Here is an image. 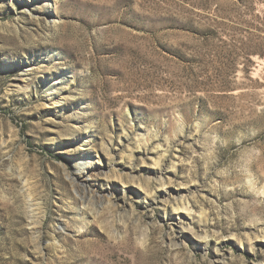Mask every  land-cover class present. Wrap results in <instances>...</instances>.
I'll list each match as a JSON object with an SVG mask.
<instances>
[{"label": "rangeland", "instance_id": "rangeland-1", "mask_svg": "<svg viewBox=\"0 0 264 264\" xmlns=\"http://www.w3.org/2000/svg\"><path fill=\"white\" fill-rule=\"evenodd\" d=\"M0 264H264V0H0Z\"/></svg>", "mask_w": 264, "mask_h": 264}, {"label": "bare ground", "instance_id": "bare-ground-1", "mask_svg": "<svg viewBox=\"0 0 264 264\" xmlns=\"http://www.w3.org/2000/svg\"><path fill=\"white\" fill-rule=\"evenodd\" d=\"M76 172H78V171H76ZM93 175H94V172H93ZM94 177V176H93ZM89 210V209H88Z\"/></svg>", "mask_w": 264, "mask_h": 264}]
</instances>
